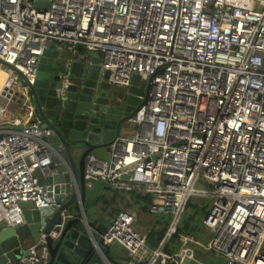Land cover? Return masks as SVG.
Returning a JSON list of instances; mask_svg holds the SVG:
<instances>
[{
    "label": "built area",
    "instance_id": "2783aa9c",
    "mask_svg": "<svg viewBox=\"0 0 264 264\" xmlns=\"http://www.w3.org/2000/svg\"><path fill=\"white\" fill-rule=\"evenodd\" d=\"M35 1L0 0V225L25 224L24 203L61 206L40 184L55 151L28 90L47 49L84 47L101 56L110 83L128 88L138 74L146 89L127 117L134 134L114 137L108 158L87 155L86 186L150 194V211L171 215L155 248L128 210L95 247L119 243L144 264L177 261L165 245L190 198L206 196L209 245L224 264H264V0ZM45 241L42 233L20 264L47 262Z\"/></svg>",
    "mask_w": 264,
    "mask_h": 264
},
{
    "label": "water",
    "instance_id": "95a60500",
    "mask_svg": "<svg viewBox=\"0 0 264 264\" xmlns=\"http://www.w3.org/2000/svg\"><path fill=\"white\" fill-rule=\"evenodd\" d=\"M48 4V0L35 1L39 8ZM101 62L95 53L68 58L58 49L45 51L38 80L28 95L36 119L52 130L46 140L56 152L54 164L40 177V184L49 194L54 192L61 206L43 212L32 203H24L26 223L0 230V264H20L24 256L31 255L30 247L42 233L46 234L48 251L43 264H112L107 258L108 248L95 247V243L101 245L100 235L106 226L93 227L86 219L85 208L105 186L102 181L86 186L85 161L91 152L108 158V144L121 135L128 115L140 104L146 89L135 74L120 100L109 81L110 72L101 70ZM170 264L205 263L188 248Z\"/></svg>",
    "mask_w": 264,
    "mask_h": 264
},
{
    "label": "crops",
    "instance_id": "0c3cea01",
    "mask_svg": "<svg viewBox=\"0 0 264 264\" xmlns=\"http://www.w3.org/2000/svg\"><path fill=\"white\" fill-rule=\"evenodd\" d=\"M53 48L57 49V46L53 45ZM61 52H62V55L66 56L68 58L69 57L70 58L71 57L76 58V56H78V54L88 53V52L83 51L81 48H77L78 54L76 55L74 52L69 51V49L67 48L66 45H63ZM127 123H128V125L127 124L124 125L123 131L121 133L122 136H132L136 130V127H134L135 125L129 123L128 121H127ZM43 175H44L43 172H39L40 177H42ZM101 193L102 192L100 191L99 194L97 195L96 199H95V200H97V202L99 201V199L101 197ZM111 194L112 195H110L109 198L112 199V201L116 204V207H117L113 211L114 215L118 212V210L119 211L128 210V211H131L132 213L135 214V217L137 220L140 213H142V210L147 211V210H145V208L142 207L141 204L138 203V200L135 197H133L129 194L122 193V192H115V191L111 192ZM93 202H91L90 205L88 206L89 208L92 207L91 208L92 209V216L94 218V221L92 223H90V225L93 227H97L98 225H101V228H102V225L103 226L105 225L107 227L110 223H108L105 220V217L103 216L102 212L99 210L100 208L96 204H92ZM148 210L150 211L149 208H148ZM99 213H100V216H99ZM106 217L111 222V220H112L111 215L109 217L108 216H106ZM203 220H204V218H203ZM203 220H201V221L203 223V226L205 227ZM87 221L89 222L88 219H87ZM159 223H160L159 220H155V221L151 222V224L149 225V227H147V229L145 231H142V232L140 231V232L147 236L153 230L154 231H159V230L161 231L163 229L164 224L159 225ZM5 227H6V225H5ZM5 227L0 228V230L5 228ZM205 229H206V231L203 229H199V228L189 230V231H191L189 234L190 237H182L180 239V241L176 240L174 245L172 247H170L173 250V253L169 254V255H174L175 253H179L183 249L191 248L193 250L194 257L196 259H198L199 261L205 263V264H224V259H221V257L217 258V254L219 256V254H222V253H220V252L218 253V251H216L210 247L209 242H210L211 234H210V231L206 227H205ZM194 234L197 237H195ZM156 238L157 237H151V239H156ZM148 239H149V237H148ZM106 247L108 248L107 258L109 259V261L112 264H144L145 263L144 259H141V258L138 259V258L130 256L128 251L119 243H113V244L108 245Z\"/></svg>",
    "mask_w": 264,
    "mask_h": 264
},
{
    "label": "rangeland",
    "instance_id": "374dc122",
    "mask_svg": "<svg viewBox=\"0 0 264 264\" xmlns=\"http://www.w3.org/2000/svg\"><path fill=\"white\" fill-rule=\"evenodd\" d=\"M79 48H81L85 52H88L89 54H93V52L88 51L84 47H79ZM113 88H114L116 96L119 97L122 95V97H125V95L127 93V88H125V93H123L124 90L120 87H117V88L113 87ZM125 124L128 125L127 121ZM200 186H202L204 188H210L209 185L203 184ZM105 187L101 190L102 193H101V197H100L99 201L97 203H95V202H93V203H95L100 208L99 210L102 212L103 216L105 217V220L108 223H110L109 219L106 216L109 217L111 215L112 218L115 217L116 214L114 215L113 211L117 207H116V204L112 201V199L109 198L110 195H112L111 192H113V191L106 189ZM211 203H212V199L210 197L192 196L190 198V203L187 206L185 213L183 214L178 226L180 228H184L186 232L189 230L195 229V228L203 229L206 231V229L203 226V223L201 221V220H203L206 212L204 213V211H200V213H197L195 207H197V206H198V208L199 207L202 208L204 206L210 207ZM91 208H89L88 206L85 208V214H86L87 219L89 220V223H92L94 221ZM99 216H100V213H99ZM155 220H159V222H160L159 225L168 224L169 220H171V215L168 213H152L149 210H147V211L142 210V213H140V215L138 216L137 220L135 221V223L133 225L138 231L142 232V231H145L147 229V227H149L151 222H153ZM186 225H188L187 229H186ZM2 227H5L4 222L0 225V228H2ZM185 234L186 235L182 234L181 237H178L176 239L180 240L182 237H190V235H188L187 233H185ZM194 236L197 237L195 234H194ZM174 243H175V241L171 242L170 246H173ZM220 257H221V259H224L225 256H224V254H219V256L217 254V258H220Z\"/></svg>",
    "mask_w": 264,
    "mask_h": 264
},
{
    "label": "trees",
    "instance_id": "16d2710c",
    "mask_svg": "<svg viewBox=\"0 0 264 264\" xmlns=\"http://www.w3.org/2000/svg\"><path fill=\"white\" fill-rule=\"evenodd\" d=\"M106 189H109L111 190L110 188H108L107 186L105 187ZM126 194H129L133 197H135L137 200H138V203L142 205L143 208H145V210H148V208L150 209V205L153 201V197L152 195L150 194H146V193H140V192H136V191H132L130 193H126ZM95 203L97 202V200L94 201ZM95 203H92V204H95ZM190 203V202H189ZM189 205V204H188ZM187 205V206H188ZM207 208L209 207H195L196 209V212L197 213H200V211H204L207 212L206 210H208ZM120 211L118 210V212L116 214H118ZM170 224V220L168 222V224H164L163 225V229L160 231H151L146 237H147V242H148V245L151 247V248H155L159 245L162 237H164L167 229H168V226ZM187 226L186 225V229H187ZM191 231H185L184 228H180L179 226L177 227V230H176V233L174 235H172L171 239L168 241V243L165 245V248L164 250L168 253V254H172L173 253V250L170 248L172 246H170V243L171 242H174L176 240L180 241L179 239H176L178 237H181L182 234L186 235L185 233H187L188 235L190 234ZM149 237V239H148ZM151 237H157L156 239H151ZM174 245V244H173Z\"/></svg>",
    "mask_w": 264,
    "mask_h": 264
},
{
    "label": "bare ground",
    "instance_id": "6f19581e",
    "mask_svg": "<svg viewBox=\"0 0 264 264\" xmlns=\"http://www.w3.org/2000/svg\"><path fill=\"white\" fill-rule=\"evenodd\" d=\"M6 78H7V72H5V70H3L0 67V93L5 85Z\"/></svg>",
    "mask_w": 264,
    "mask_h": 264
},
{
    "label": "flooded vegetation",
    "instance_id": "af4514ba",
    "mask_svg": "<svg viewBox=\"0 0 264 264\" xmlns=\"http://www.w3.org/2000/svg\"><path fill=\"white\" fill-rule=\"evenodd\" d=\"M114 87H116V88H117V87H120V88H122V89L124 90V92H123V93H125V87L116 86V85H114ZM123 93H122V94H123ZM119 97H120V100H122V95H121V96H119Z\"/></svg>",
    "mask_w": 264,
    "mask_h": 264
}]
</instances>
